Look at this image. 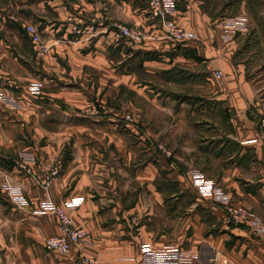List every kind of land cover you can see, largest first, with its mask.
<instances>
[{"label":"crops","instance_id":"0c3cea01","mask_svg":"<svg viewBox=\"0 0 264 264\" xmlns=\"http://www.w3.org/2000/svg\"><path fill=\"white\" fill-rule=\"evenodd\" d=\"M173 1L172 19L193 40L168 37L151 17L149 0H25L27 10H7L9 17L0 19V71L22 87L17 108L0 105V157L9 163L33 151L39 159L32 175L10 162L14 168L0 169V183L5 177L20 183L32 204L70 202L74 223L93 236L68 255L48 252L44 243L59 234L57 218L13 209L3 214L13 230L0 232L6 247L0 264L72 263L80 255L103 262L134 256L129 264H140L142 244H173L161 242L160 225L138 227L141 206L155 208L152 217L162 206L171 218L173 198L194 191L190 166L264 223V147L253 142L264 119V0ZM235 14L249 16L251 31L225 42L219 22ZM29 25L48 42L47 54H34ZM125 26L149 36L117 40ZM31 84L41 86L39 97L27 91ZM91 101L106 111L88 117ZM128 113L134 123L125 121ZM67 156L61 176L44 188L47 166ZM199 199L212 220L197 204L189 218L193 235L178 245L194 254L208 244L227 264H264V237L248 227L225 228L224 206Z\"/></svg>","mask_w":264,"mask_h":264},{"label":"built area","instance_id":"2783aa9c","mask_svg":"<svg viewBox=\"0 0 264 264\" xmlns=\"http://www.w3.org/2000/svg\"><path fill=\"white\" fill-rule=\"evenodd\" d=\"M176 5L173 0H150L149 8L151 16L154 20L161 21L167 30L168 37L177 41L184 42L188 40H193L194 36L190 35L182 26L172 19L173 12ZM229 22V19L227 20ZM227 22V23H228ZM239 29L228 28L225 26L226 32L228 29L234 30L233 33L237 31L241 32L246 29L244 21L238 24ZM244 28V29H240ZM27 32L30 35L34 49L37 54L45 55L49 51V46L47 42L43 39L42 33L34 25L27 26ZM78 34L81 31H77ZM229 33V32H228ZM229 34L224 36V39H229ZM149 34L138 27H128L125 26L121 28L120 32L117 34V40L128 39L132 41H142L147 38ZM215 76L217 80H222V73L216 72ZM0 82L4 83L7 87L11 89H19V85L10 77H6L0 72ZM31 91L34 94L41 95V86L39 84L31 85ZM2 90L0 88V99L2 100ZM102 107V105H100ZM87 112L90 115L98 114V109L93 104H88ZM125 120L129 123H134V117L132 114H127ZM251 142V141H250ZM247 142V143H250ZM254 143L259 144L264 147V119L259 124V133L257 138L253 140ZM160 149L167 156H172V152L164 146H160ZM36 160L34 156H25L21 158L19 166L28 173L32 172L33 163L31 161ZM61 166L57 165L50 169L49 174L46 178V183H52L55 178L60 174ZM197 179V187L200 194L203 197H212L216 203L223 204L226 207V217L224 218V227L230 229L233 226L248 227L253 234L264 237V223L261 219L253 214L248 208L235 205L231 202L229 196L225 191L218 186L214 181L207 179L203 174L197 172L194 173ZM16 196H22V191L20 189L11 190ZM70 205H73L69 202ZM73 205L72 207H74ZM41 213H54L59 218L60 223V233L59 235L50 237L46 240V247L48 250H57L62 254H69L72 250V246H80L92 243L91 234L87 228L83 225H76L72 220L70 214L67 213L66 208L57 206L53 203L45 202L41 207ZM140 258L142 259V264H227L223 255L216 248L207 245H203L201 249L196 253H191L181 246L176 244L166 245L163 247H156L152 243H144L140 247ZM134 262L133 259H121L114 264H128ZM59 264H71L66 262H60ZM76 264H104L98 259L90 257H81Z\"/></svg>","mask_w":264,"mask_h":264},{"label":"rangeland","instance_id":"374dc122","mask_svg":"<svg viewBox=\"0 0 264 264\" xmlns=\"http://www.w3.org/2000/svg\"><path fill=\"white\" fill-rule=\"evenodd\" d=\"M30 1L34 3V0H30ZM24 2H25V0H0V14L2 15V17L0 16V19H3L5 16L9 17V12L7 10H10V14H13V15H15V13H17L18 10H27L25 5L23 4ZM149 2H150V0H149ZM3 10H6V11H3ZM149 10H150V8H149ZM150 15H151V13H150ZM228 19H229V22L227 21ZM242 21H244V25L247 26L246 29L242 30L241 32L237 31L236 33H233L234 30L228 29V32L231 34L229 36H237V35H241V34L247 35L251 31V29H250L251 26H250V18L246 14L223 15L221 17L219 25L221 27L228 26V28L239 29V27H241V26H239L238 24L242 23ZM140 29H142V28H140ZM240 29H244V28H240ZM77 31H81L80 34L86 32V31L92 32L90 29L88 30L86 28H84V29L83 28H77ZM228 32H226V30L224 28L225 34L223 35V39L225 38L224 36H226V34H229ZM1 35L3 37H5V32L1 31ZM28 36L30 37L29 33H28ZM29 37H27V39H29ZM42 37L45 40L43 34H42ZM229 38H231V37H229ZM126 40H128V39H126ZM226 40L227 39H225L224 41L226 42ZM30 42H32L31 38H30ZM47 44H48V42H47ZM48 46H49V44H48ZM32 50L36 56H38V57L42 56V55L37 54L36 50L34 49L33 43H32ZM49 50H50V48H49ZM10 78L13 79L15 82H17V84L19 85V89H11V88L7 87L4 83L0 82V88H1L2 93H3L2 97H1L2 100L0 99V105L3 106L4 108L6 107V108L15 109V108H17V106L19 104L18 103L19 100L15 96V93L20 92L22 90V87L18 83V81H16L14 78H12V77H10ZM221 82H222V80H221ZM31 85H33V84H31ZM31 85H29V87L27 88V91L30 92V95L32 97H39V95L34 94L33 91H31ZM41 94H42V88H41ZM89 104H93L94 106L97 107L98 114L90 115L87 112L88 108L86 107L84 109L85 110L84 113L88 117L101 116V114L106 111L104 104L98 103L96 101H91ZM100 105H102V107H100ZM128 114H132V113H128ZM133 117H134V115H133ZM134 120H135V118H134ZM159 145L160 144H158V150L160 149ZM160 152L163 153L162 150ZM25 156H30V157L34 156L36 158V160L31 161L33 163V165H31V167H32L31 173L26 172L25 170H23L19 166V162H20L21 158H23ZM167 157H169V158L173 157V152H172V156H167ZM68 159H69V156H67L65 158H63V157L57 158L53 161V163H51L50 165L47 166L45 177L41 181V185L44 188H49L61 176V174L65 170L66 162ZM0 160H1L0 169H4V168L9 169L8 168V165H9V167H12V168L17 167L20 171H22L26 175H32L34 173L33 167L36 166L37 164H39V159L37 158V154L33 151L20 152L16 156H12L10 159V162H12L14 167H13V165L10 164V162L9 163L6 162V159H3L2 157H0ZM57 165L61 166L60 174L57 176V178H55V180L52 183L47 184L45 181H46V178L49 174L50 169L57 166ZM197 172L201 173L200 171L196 170L193 166H190V169L187 171V174H186V176L188 178V182L194 191L193 190H192L193 192L189 191L190 194H188V196H186V197L185 196L182 197V196L178 195L177 197L173 198L172 203L167 206L168 210H171V216H170L171 218H169L167 214H164L162 206L161 207L159 206V209L156 208V213L153 215V217H152V214H148V213L150 212V210L152 212L155 208H152L151 206H146V207L141 206L140 210L142 212L141 213L142 216H138L140 219V224L138 225V227H144L145 225H147L148 227L160 225V227H159L160 230H163L164 228H166V233H165L166 238L162 239L161 242L166 241V242H171L173 244L178 245V243L181 241L180 237L184 236L183 238H189L190 239V236L193 235L194 225L191 223V219H193V216H191V215L195 214L197 212V209H198L197 204L200 205V207H201L200 213L202 215H204V217H206V218L208 217L209 219L212 220L211 212H207V211L203 210V209H206L207 207H204L202 205V201L199 199V197L204 201L207 200V202L210 204L216 203L217 201L213 200L212 197H203L200 194L198 187H197V179L194 175V173H197ZM201 174H203V173H201ZM205 177L207 179H209L207 176H205ZM4 179H5V182L2 184L0 183L1 184L0 185V232L7 231V230H13V226L10 227L11 225H10L8 219L7 218L4 219L3 214L4 213L7 214V213H9V211L11 212V210L14 209V210H18V211H26L29 213V215H32V216H48V215L55 216L58 220L59 233H60V223H59L58 216L54 213H47V214L41 213L42 212L41 207L45 202H48V203L50 202V203H53L57 206H61V207L66 208L67 213L70 214L68 212L67 208H72V205H70L68 201H66L65 203H56L53 201L43 199V200H40L37 204H32L30 198L28 197V195L26 193L25 188L20 183L8 181L7 177H5ZM209 180H211V179H209ZM17 189H20L22 191V196H16L14 193L11 192V190H17ZM144 197H146L145 199L147 201L148 197L146 196V194L144 195ZM222 206H224V205L222 204ZM224 210H225V217H226L227 213H226V207L225 206H224ZM187 213H188V215L186 217L180 216L182 214H187ZM190 217H191V219H189ZM71 218H72V216H71ZM12 219H14V217H12ZM72 220H73V218H72ZM163 221H165V223ZM193 223H195V225L198 224L197 222H193ZM76 225H79V224H76ZM208 225H211V223L208 222ZM207 229H208V227H207ZM89 233L91 234L90 231H89ZM54 236H56V235H54ZM90 236H91V242H92L93 236H92V234ZM50 237H53V236H50ZM50 237H48V238H50ZM46 240L44 243V245H45L44 247H45L46 251L56 252V253L59 252L57 250H48L46 247ZM89 244H91V243H89ZM80 246H82V245H80ZM5 250H6L5 244L0 240V254L4 253ZM139 252L141 254V251H139ZM59 253L62 254L61 252H59ZM62 255H65V254H62ZM81 257H89V256L80 255V256H78V258L74 262H72V263L68 262V263L76 264V262ZM90 258L98 259L96 257H90ZM128 258L133 259L134 262H137V258H134V256L133 257L132 256H130V257H119L116 260H114L113 262H103L100 259H98V260H100L104 264H114L121 259H128ZM139 263L142 264L141 258H139Z\"/></svg>","mask_w":264,"mask_h":264}]
</instances>
